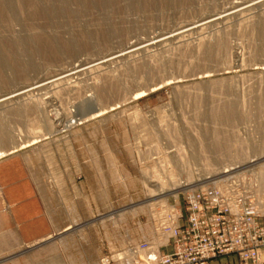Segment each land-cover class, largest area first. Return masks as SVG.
Instances as JSON below:
<instances>
[{"label": "rangeland", "instance_id": "rangeland-1", "mask_svg": "<svg viewBox=\"0 0 264 264\" xmlns=\"http://www.w3.org/2000/svg\"><path fill=\"white\" fill-rule=\"evenodd\" d=\"M240 2L13 0L16 16H5L0 7V95ZM192 34L6 103L0 135L7 133L8 140L0 145L34 136L33 144L70 141L76 148L115 133L118 193L128 197L96 220L103 230L116 222L119 234L128 221L141 242L154 234V203L180 207L187 189L244 174L261 197L253 168L264 161H258L264 155V7ZM93 101L106 112L79 121L77 114ZM79 231L27 251H52V264H67L62 254L69 251L70 264H77ZM262 247L259 261L247 263H264ZM128 249L115 254L118 264L129 258ZM150 258L153 263L154 252Z\"/></svg>", "mask_w": 264, "mask_h": 264}, {"label": "crops", "instance_id": "crops-1", "mask_svg": "<svg viewBox=\"0 0 264 264\" xmlns=\"http://www.w3.org/2000/svg\"><path fill=\"white\" fill-rule=\"evenodd\" d=\"M103 138L100 144L96 138L77 142L76 148L70 141L40 140L0 158V262L37 264L40 260L52 264V251L43 254L27 250L50 243L72 228L80 229L77 264H118L114 256L120 248L141 242L135 239L128 221L119 234L116 222L110 220L103 230L96 220L99 214L115 212L119 199L128 197L125 191L118 193L116 134L106 133ZM147 239L155 241V233ZM65 243L63 240V250ZM171 251L169 239L154 250V256ZM261 251L264 256V247ZM62 255L63 263L70 264L69 251ZM207 264L249 263L230 253Z\"/></svg>", "mask_w": 264, "mask_h": 264}, {"label": "built area", "instance_id": "built-area-1", "mask_svg": "<svg viewBox=\"0 0 264 264\" xmlns=\"http://www.w3.org/2000/svg\"><path fill=\"white\" fill-rule=\"evenodd\" d=\"M252 179L235 175L183 191V205L157 201L150 209L156 243L141 242L128 249L133 264L151 260V253L170 239L172 251L152 264H207L220 255L236 253L241 261L258 262L264 246V204Z\"/></svg>", "mask_w": 264, "mask_h": 264}, {"label": "bare ground", "instance_id": "bare-ground-1", "mask_svg": "<svg viewBox=\"0 0 264 264\" xmlns=\"http://www.w3.org/2000/svg\"><path fill=\"white\" fill-rule=\"evenodd\" d=\"M13 4H14L13 0H0V5H1L0 7H2V9L1 8L0 9L3 10V13L5 14V16H16V11H15V8L13 7ZM41 6H43V5H41ZM261 7L262 8L264 7V0H247V1L243 0V2H240L239 4L238 3L233 4L230 7L226 8L225 10H221V11H218V12L213 13V14L210 13V14L204 15L203 17H200V18L196 19L195 21H192L189 23L187 22L186 24H184V25L182 24L181 26H178L175 29L169 30L165 33L156 35V36L151 37V38H147L146 40L139 41L138 43L127 45L124 48L112 51V52H110L106 55H103L101 57H98V58H95V59H92L89 61H85V62H80L76 65L70 66L67 69H60L56 73H54V74L52 73V75H50V76H47V77L43 76L42 78L38 79L35 82L30 83L29 85L27 84L23 87H19L15 90L13 89L9 92H6V93L0 95V107H2V106L4 107V105L6 103H9L11 101H16V100L19 101V99L27 98V97L31 96L33 93H36V92L38 93L40 91L47 90V89L51 88L52 86L54 87V85H59L61 83H65L72 78H77L78 76L85 75L87 73L98 70L100 68L102 69L103 67H106L109 65L111 66V64H114V63L116 64L119 61H123V60L129 59V58L132 59V56L134 57V56H136V54H139L142 52L144 53L146 51L148 52V51H150V49L153 51L154 50L153 48L157 49V47H162V46H164V44H167L168 42L170 43V41H175V40H178L180 38L183 39L184 36L190 35L192 33L200 32L201 30H204L205 28L213 27L216 24H221V23L226 22L228 20L237 18V17L245 14L246 12H249L251 10L258 9ZM43 10H45V9H43ZM259 73H262V72L260 71ZM143 94L144 93H140V94H136V95H137V97H140ZM82 111H81V113L77 114V116H79V118H78L79 121L82 120L84 118L85 114H87V113H89L88 114L89 116H87L88 118H93L95 116L101 115V114L106 112V110L103 108L95 107L94 101L89 102L88 106L85 109H83ZM95 112H97V114ZM93 113H95V114H93ZM81 116H83V117H81ZM59 122L60 121L55 122L56 123L55 125H58ZM53 125H54V123H53ZM63 127L65 128V126H63ZM6 134L4 132L3 135H0V141L4 142V141L8 140V135H6ZM35 138H37V137H35ZM35 138H34V136L30 137L28 139L25 138V140L20 141V143L17 142L16 144H14L12 142L14 145H12L8 148H5L2 145H0V158L11 154V152L14 153L17 150L24 148L25 146H29V145L33 144ZM261 159L264 160V155H262L261 158L259 157L258 161H261ZM255 161H257L256 158L254 160L248 161V163H253V162L255 163ZM253 169H255V171L253 172V178L257 180L258 190L264 192V161L260 164L258 162V164ZM224 173H225V171L220 173V174H217V175L219 176V175H222ZM257 195H258V193H257ZM262 196H264V194ZM261 197L259 196V198H261ZM261 199H263V198H261Z\"/></svg>", "mask_w": 264, "mask_h": 264}]
</instances>
